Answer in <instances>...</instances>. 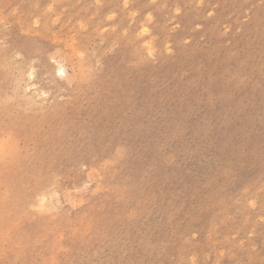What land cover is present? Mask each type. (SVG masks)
Masks as SVG:
<instances>
[{"label":"rangeland","instance_id":"obj_1","mask_svg":"<svg viewBox=\"0 0 264 264\" xmlns=\"http://www.w3.org/2000/svg\"><path fill=\"white\" fill-rule=\"evenodd\" d=\"M0 264H264V0H0Z\"/></svg>","mask_w":264,"mask_h":264}]
</instances>
